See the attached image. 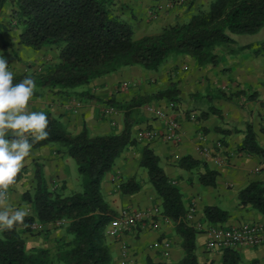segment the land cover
I'll list each match as a JSON object with an SVG mask.
<instances>
[{"label": "crops", "instance_id": "1", "mask_svg": "<svg viewBox=\"0 0 264 264\" xmlns=\"http://www.w3.org/2000/svg\"><path fill=\"white\" fill-rule=\"evenodd\" d=\"M121 16L133 19L143 32L185 22L211 0H116ZM140 19V21H139ZM0 58L8 63L12 73L29 71V65L43 64L52 55L56 61V48L43 47L29 50L20 44L18 32L10 21V5L6 4L0 15ZM264 27L254 34H235L234 42L220 51L219 63L199 65L189 55H172L158 71H149L140 66L124 67L116 72L93 80L86 86L64 91L43 89L32 97L29 112L49 110L58 118L67 131L81 132L84 127L91 135L120 133L126 117L133 119L132 137L136 144L128 146L108 172L101 184L105 200L119 212L123 208L149 209L160 204L152 184L142 186L138 192L123 193L117 182L137 178L143 148L149 145L159 156L160 166L183 193L186 207L192 211L191 223L203 230L197 235V254L200 264H222L223 251L208 250L205 230L213 225L204 219V209L216 205L229 212L224 226H239L243 223H264V216L254 207L242 205L239 192L252 181L264 182V158L241 148L247 127L250 125L257 142L264 148ZM51 62V61H50ZM125 83H128L126 86ZM176 87L179 100L158 96L159 93ZM79 103V105L77 104ZM154 104L165 109L179 120L181 137L177 141L163 139H140L147 130H163L165 123L147 111ZM113 106L114 111L105 113ZM204 136V140L200 135ZM208 147L210 155L203 149ZM190 155L198 164L184 168L180 162ZM218 159L222 163H218ZM72 157L60 151L59 144L32 148L26 158L23 178L7 192L10 211L27 209L31 205L22 202V195L35 185V168L44 165V175L49 186L64 190L68 184L69 165ZM208 170L217 171L215 186L205 185L200 175ZM48 176V177H47ZM138 179V178H137ZM161 208V207H160ZM221 225V224H219ZM61 227L44 232L24 234L28 248H52L64 235ZM172 241L170 256L165 258L161 242ZM130 251V264H157L161 261H178L183 256L182 238L176 224L158 218L145 226L126 232ZM113 264H119L120 242L114 240ZM238 264H264V245L235 248Z\"/></svg>", "mask_w": 264, "mask_h": 264}, {"label": "trees", "instance_id": "2", "mask_svg": "<svg viewBox=\"0 0 264 264\" xmlns=\"http://www.w3.org/2000/svg\"><path fill=\"white\" fill-rule=\"evenodd\" d=\"M6 4L10 5V21L20 44L34 50H58L56 61L39 70L13 73V84L25 77L35 81L33 96L43 89L68 91L85 86L129 66L158 71L172 55H189L199 65H215L221 60L220 51L234 42L233 35L254 34L264 27V0H211L207 9L199 10L188 21L165 25L158 33L137 39L131 23L117 10L116 0H0V15ZM178 94L173 87L158 96L179 100ZM44 113L49 119V135L33 148L59 144L60 151L76 160L82 190L65 195L59 187L49 186L42 165L37 164L35 185L22 195V202L31 205L24 224L11 231L0 230V264H113L109 228L118 212L105 200L101 184L125 149L137 142L132 137L133 119L126 117L120 133L91 135L86 127L79 133L69 132L49 110ZM241 148L264 158V148L250 125ZM140 164L147 169L163 214L176 224L182 238V258L157 264H200L196 242L200 231L188 217L183 193L149 145L143 148ZM180 164L190 168L198 161L187 155ZM24 172L22 169L15 184ZM217 175V171L208 170L200 175V181L215 186ZM142 186L132 177L121 182L119 189L132 194ZM239 200L264 216V182H250L239 192ZM229 217L228 211L216 205L204 209L205 221L213 225L224 226ZM61 220L65 223L58 225ZM36 221L44 226L39 232L64 229L53 248L27 247L24 234L38 232L31 228ZM222 251V264L239 263L235 248Z\"/></svg>", "mask_w": 264, "mask_h": 264}, {"label": "clouds", "instance_id": "3", "mask_svg": "<svg viewBox=\"0 0 264 264\" xmlns=\"http://www.w3.org/2000/svg\"><path fill=\"white\" fill-rule=\"evenodd\" d=\"M35 88L31 77L13 84V73L7 61L0 58V230H13L29 215L27 209L9 210L7 192L16 183L33 145L49 135L48 116L28 111Z\"/></svg>", "mask_w": 264, "mask_h": 264}, {"label": "built area", "instance_id": "4", "mask_svg": "<svg viewBox=\"0 0 264 264\" xmlns=\"http://www.w3.org/2000/svg\"><path fill=\"white\" fill-rule=\"evenodd\" d=\"M125 85L127 86L128 83H125ZM77 104L79 105V103ZM146 109L148 112L163 120L165 128L163 130L152 129L144 131L140 134V139H163L170 142L180 139L181 125L178 119L170 116L165 109L154 104L147 105ZM104 111L106 114H110L114 111V107L110 106ZM200 138L204 140L202 134ZM210 152L208 147L203 149L205 156L210 155ZM218 163L221 164L222 160L218 159ZM116 184L119 187L120 181ZM192 211L193 209L188 213L189 219L193 218ZM158 218L166 223L171 222V219L163 214L162 209L158 205L149 209H132L126 207L119 211L109 228V235L120 242L119 264H130L131 260V251L127 241L123 239V235L137 227H144L149 220L156 224ZM64 223L65 220L58 221V225ZM31 228L38 231L43 229V225L39 221H36L31 225ZM197 228L203 230L200 224L197 225ZM205 234L207 236L206 247L211 251L241 246L258 247L264 245V223L260 222L243 223L239 226L211 225L205 230ZM160 246L163 256L165 258L169 257L172 247L171 239H163Z\"/></svg>", "mask_w": 264, "mask_h": 264}, {"label": "rangeland", "instance_id": "5", "mask_svg": "<svg viewBox=\"0 0 264 264\" xmlns=\"http://www.w3.org/2000/svg\"><path fill=\"white\" fill-rule=\"evenodd\" d=\"M209 4L210 3L204 5L205 9H207L209 7ZM189 19H190V17L187 19V21ZM139 21H140V19H139ZM129 23H131V25L134 28V31H135L134 38L135 39L140 38V37H142L144 35H147V34H156L162 29V26L160 27L158 25V26H156V30L147 31V33H145V32H143V29L138 27V24L133 19H131V21H129ZM262 36H264V32H263ZM29 50H31L33 52L32 48H29ZM57 52H58V50H57ZM51 56H52L51 54L48 55L49 61H46V63L38 64V65L32 64L33 68L32 69L29 68V71L39 70L40 67H44L46 64L50 63V61L54 62L53 58L51 59ZM72 159L73 160H72L71 164L68 167L69 168L68 169L69 170V172H68L69 178H68L67 187L64 190H61L65 195H72V194L82 190V183H81V178H80V175H79V172H78L77 162H76V160L74 158H72ZM42 167H43V171H45L44 165H42ZM136 174H137L136 176H137L138 180L141 181L142 185H145L147 183H149L151 185L147 169L145 167L141 166V164L139 165V169H137V173ZM154 192H155V190H154ZM155 194H156V196L158 198V195H157L156 192H155ZM158 206L161 207L160 204H158ZM43 228H44V226H43ZM38 232H39V230H38Z\"/></svg>", "mask_w": 264, "mask_h": 264}]
</instances>
